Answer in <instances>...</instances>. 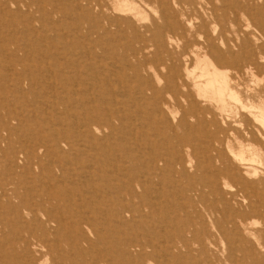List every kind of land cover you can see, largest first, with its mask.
I'll use <instances>...</instances> for the list:
<instances>
[{
	"label": "bare ground",
	"instance_id": "bare-ground-1",
	"mask_svg": "<svg viewBox=\"0 0 264 264\" xmlns=\"http://www.w3.org/2000/svg\"><path fill=\"white\" fill-rule=\"evenodd\" d=\"M143 1L155 5L156 13L162 16L161 24L152 21L150 25H144L142 30H138L132 23L137 18L133 13H127V18L115 17L113 20L115 23L127 22L131 35L138 44L125 49V57L134 56L136 62L127 64L122 70V80L119 78V83L122 84L123 78L129 76L127 71H132L138 78L139 96L134 100L130 93L126 92L123 96L134 104L135 112L124 106H112L110 103L102 107L92 101L93 96L87 93L95 88L100 89V94L106 96L110 102H119L118 94L114 90L106 89L102 92L111 83L109 79H101L100 76L97 82L95 75L91 78L95 85L85 93L77 92L73 87L68 92L70 95L79 93L77 102L87 105L90 112L94 111L93 120L87 125L99 133L96 136L92 130L86 128L76 136L71 134L70 129L68 135L57 138L55 146H61L62 143L68 146V151L62 150L63 157H68L77 150L81 153L91 145L95 162L93 166L78 163L81 159L78 156L69 163L71 168L68 170L79 175L87 189L84 191L81 188L79 193L86 197L89 195L90 199H81V207L76 210L73 208L71 193L67 194L70 204L68 210L77 215L80 213V217L84 218L81 220L90 225L97 235L100 231L97 226L98 214L90 217L86 206L92 203L106 207L110 212L105 225L109 229L114 228L116 239L113 245L120 252L111 261H108V257H102V262L106 264H163L160 255V239L163 236L159 238L161 230L154 220L156 212L162 215V224L175 222L173 224L177 226L191 227L196 231L193 238L199 247L194 254L199 261L194 260L193 264H234L237 261V254L232 249L235 244L239 245L238 252H250L256 263L264 264V195L257 202L252 200L256 194L259 196L258 190L264 188V171L260 173L258 169L248 166L249 161L264 165V77H259L264 74V63L259 61L260 56L264 55V45L257 48L252 42L253 39H264V0H244L242 6L238 3L240 0ZM231 6L240 11L237 15L242 13L244 19L252 24L258 22L259 28L252 32L244 29L240 31L242 19L237 15L229 19L228 9ZM119 10L131 9L125 5V8L121 7ZM115 23L108 27L105 25L104 31L109 32L111 26L116 31H122L123 27L119 24L116 27ZM233 31L235 38L229 35ZM236 47L237 50H234ZM152 50L153 55L158 56L155 61L160 62L163 56H167L171 62L164 69L169 71L167 80L175 85V92H172L175 101L172 104L161 97L153 79L145 76L142 71L145 66L153 63L149 59ZM115 58L116 63L123 57ZM189 63L193 64L194 71H191ZM44 67L48 68L45 65ZM44 67L37 62L28 69V84L39 86L36 74ZM125 84L131 85L132 82L126 81ZM66 85H70L69 81ZM147 92H151L149 99ZM153 97L163 105L161 108L154 107L156 117L152 121V124H157L156 118L162 116L163 121L157 126L160 134L163 135V130L170 131L171 134L174 132V139L181 144L187 143L188 146L206 136L213 144L220 145L215 150L216 155L201 156L196 151L187 155L158 154L155 146L154 150L148 151L146 157L143 153L138 154L136 150L146 148L149 134L145 130V124H136V121L143 120L140 115L137 116V103L145 106L154 100ZM32 99L35 103L38 102L35 97ZM228 100L234 101V108H229ZM18 104L24 105V102L18 100ZM27 108L32 109V105ZM23 110L18 111V107L12 110V116L22 125L28 122L22 119L25 113ZM164 110L171 115L176 111L181 117L175 123L178 117L168 118L163 113ZM36 111L33 109L32 113L35 114ZM38 112L42 116L43 112ZM178 130L186 131V134L180 136ZM36 135L39 138L44 137L41 144H35L44 149L42 143L50 139V136L40 126ZM74 135L76 141H89L88 145L77 148ZM233 143L239 145L238 150ZM224 144L227 145L230 155L223 149ZM254 146L256 149L251 152L250 147ZM107 150L112 154L117 153L115 156H118L120 162L117 159L119 163L112 161L110 157L102 159L101 153ZM135 170L138 173L131 177L130 173ZM69 171L66 173L70 176ZM91 171H94V176ZM155 178L161 179L160 186L154 182ZM121 183L123 187H120ZM229 184L235 187L236 192L224 190ZM189 192L193 193V197H185ZM125 197L129 201L123 200ZM212 197L215 198L214 204H211ZM199 205L205 207L210 224L203 218ZM112 206L115 212L110 209ZM252 215L263 221L261 229L255 227ZM114 216L115 220H112ZM256 224L259 226L257 222ZM71 226L79 229L77 224ZM210 227L216 229V235L210 231ZM169 234L168 247L169 250L175 248V252L170 254L164 249L170 255L166 261L185 258L182 248L185 249L186 243L176 241V233ZM101 239L98 235L96 240L100 242ZM147 248L152 251L148 253ZM244 261L246 263L249 260Z\"/></svg>",
	"mask_w": 264,
	"mask_h": 264
},
{
	"label": "rangeland",
	"instance_id": "rangeland-1",
	"mask_svg": "<svg viewBox=\"0 0 264 264\" xmlns=\"http://www.w3.org/2000/svg\"><path fill=\"white\" fill-rule=\"evenodd\" d=\"M238 3L242 6L244 0ZM125 5L131 10H119L121 7L125 8ZM232 7L228 9L229 19L240 12ZM127 13L137 15L132 23L138 30H142L144 25H150L152 21L162 23V16L156 13L155 5L151 3L149 5L143 0H89L88 2L87 0H0V264H106L102 262V257H108V261H111L120 252L113 245L116 239L114 228L109 229L105 225L107 216L110 214L106 207L92 203L86 206L90 217L98 214L97 226L100 230L98 235L102 237L100 242L96 240L98 237L96 231L82 221L84 218L80 217V213L77 215L68 210L70 204L67 201V194L71 193L73 208L76 210L81 207V199L86 201L90 199L89 195L86 197L79 193L81 188L84 191L87 189L84 187L82 178L68 170L69 167L71 168L69 163L79 156L81 159L78 163L87 166L95 165L92 158L93 152L90 150L92 146L87 143L89 141H76L75 135L79 136L86 128L92 130L96 136L99 135L95 128L87 125L93 120L94 111L90 112L87 105L77 102L79 93L70 95L68 92L75 88L77 92L85 93L95 85L91 78L95 75L97 82L100 76L101 79H109L111 83L103 88L102 92L106 89L114 90L118 94L119 102L116 104L110 102L106 96L100 94V89L95 90V88L87 93L93 96L92 101L99 103L102 107L110 103L112 106L119 108L124 106L135 112L134 104L123 96L130 93L133 100L139 96L137 94L138 78L132 71H127L129 76L123 78L122 84L119 81L124 73L123 68L127 64L136 62L134 56L125 57L127 53L125 49L136 47L138 44L133 39L127 22L113 21L115 17L127 18ZM237 16L243 22L240 31L244 29L252 32L259 28L258 22L252 24L244 19L242 13H240L241 17ZM262 20L264 21V17ZM113 23L116 27L119 25L123 27L122 31L119 32V29L116 31L114 26L109 28V32L104 31L105 25L108 27ZM247 24L253 27L249 28ZM229 35L235 38V31L230 32ZM252 42L257 48L264 45V39L259 41L253 39ZM234 50H237V47ZM153 53L152 50L149 56L153 63L145 66L142 71L145 76L153 79L155 86L160 90L161 97L172 104L175 101L172 95V92H175V85L169 79L167 80L169 71L164 69L171 62L167 56H163L160 62L155 61L154 59H158V56ZM120 56L123 58L115 63V57L121 58ZM259 61L264 63V55L260 56ZM37 62L42 63L43 67L48 66L36 74L40 83L39 88L35 84L31 86L27 80L30 74L28 69ZM192 65L189 63L191 71H194ZM229 75H231L230 71ZM259 77H264V74ZM68 81L69 86L66 85ZM126 81L132 84L126 85ZM190 82L193 81L190 80ZM32 97H35L38 102L35 103ZM150 97L151 92H147V98ZM153 99L145 106L137 103V116L140 115L143 120H135L136 124H145V130L149 134L146 148L136 150L138 154L143 153L146 157L148 151L156 147L158 154L187 155L196 151L201 156L216 155L215 150L220 145L213 144L206 136L200 137L188 146L187 143L181 144L174 139V132L171 134L170 131L163 130V135L160 134L157 126L161 125L162 116L156 118L157 124H152V121H154L153 117H156L154 107L161 108L163 105L161 101L157 102L154 97ZM18 100L23 101L24 105L18 104ZM119 103L121 105H117ZM30 104L32 109L27 108ZM228 104L229 108H234V101L228 100ZM15 107H18V111L24 109L22 119L28 120L27 123L22 125L14 119L12 110ZM33 109L37 110L35 114L32 113ZM165 110L163 113L168 118L178 117L175 120L177 123L181 114L174 111L171 115ZM38 111L43 112L42 116ZM102 116L106 117L103 111ZM190 120L193 122L192 118ZM39 126L45 134L50 136V139L42 143L44 149L35 145L41 144L44 138L36 135ZM10 128L12 131H9ZM70 129H72L71 134H75L73 137L77 148L85 145H88V148L83 149L81 153L77 150L68 157H63L61 153L62 150L68 151L67 144L62 143L61 146H55V144L57 138L68 135ZM178 131L180 136L186 134V131ZM231 135L233 136L232 132ZM233 145L236 150L239 149V145L235 143ZM223 149L228 151L227 145L224 144ZM255 149V146L250 147L251 152ZM115 154L117 155L107 150L103 151L100 157L104 160L110 157L112 161L120 162ZM248 166L258 169L260 173L264 171L263 163L249 161ZM67 171L70 172V176L66 173ZM91 172L94 176V171ZM136 173L138 171L135 170L130 173V176L133 177ZM154 182L160 186L161 179L155 178ZM120 187H123L122 183ZM224 190L236 192L231 184ZM257 193L259 196L256 194L252 198L255 202L264 195V188ZM186 196L193 197V193L189 192ZM213 199L215 198L212 197L211 204H214ZM123 200L129 201L126 197ZM198 208L205 221L210 224L211 220L205 212V207L199 205ZM110 209L116 211L113 206ZM161 219L162 215L156 212L154 220L161 230L159 238L163 236L160 239L162 263L193 264L194 260L199 261L194 254L199 247L193 238L196 231L191 227L177 226L173 224L175 222L162 224ZM112 220H115V216ZM253 220L255 227L261 229L263 225L261 218L252 215ZM72 224H77L79 229L72 228ZM210 231L216 235L215 228L210 227ZM172 232L177 234L176 241L186 243L185 249L182 248V254L186 259L166 261L170 257L167 251L170 254L175 252V248L169 250L168 247L169 233L172 234ZM232 249L237 254V261L235 260L234 264H259L249 254L250 252L246 251L249 255L238 252V244H235ZM150 251L152 249L147 248V252ZM244 259L249 261L245 263Z\"/></svg>",
	"mask_w": 264,
	"mask_h": 264
}]
</instances>
